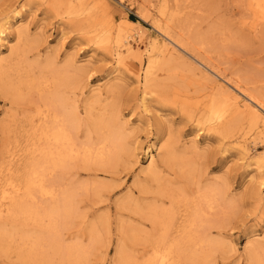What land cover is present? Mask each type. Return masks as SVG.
Here are the masks:
<instances>
[{
	"label": "rangeland",
	"instance_id": "rangeland-1",
	"mask_svg": "<svg viewBox=\"0 0 264 264\" xmlns=\"http://www.w3.org/2000/svg\"><path fill=\"white\" fill-rule=\"evenodd\" d=\"M83 1L0 0V25L5 23L3 27H8L9 36L8 44L0 46V67L7 70L6 46L18 45L20 52L21 48L29 47L27 64L39 60L38 64L42 65L53 58L59 66L69 62L73 67L84 68L85 73L72 92L81 117L85 116L86 105H91L93 115L115 106L128 143L137 156L136 162L125 159L118 173L106 175L92 170L87 174L80 171L81 175L75 176L77 183L102 184L106 192H101V198H93L91 193L78 197L77 218L64 228L57 225L62 245L75 243V247L86 249L88 254L83 264H119L115 255L118 239L129 255L127 264H146L156 253V261L163 260L161 264H188L185 232L189 227L188 222H180L187 202L192 208L191 202L197 201V194L210 186L221 188L223 184V197L220 193L212 209L201 205L202 213L206 212L205 208L212 213L209 216L206 212L203 217L210 222H196L198 225L191 226L190 234L195 238L203 234L220 242L217 251L211 252L212 264H252L245 252L250 242L261 240L264 245V187L256 186L264 178V112L248 98L253 96L252 99L264 104V16L253 0ZM17 29H23L19 42L12 38ZM26 40H30L28 45ZM163 46L173 48L172 53L162 52ZM117 48L121 60L114 63L112 53ZM147 61L152 66L151 81L143 94ZM202 67L210 76L198 71ZM38 72L32 69L29 74L36 78ZM10 74L14 81L19 74L24 78L21 72L10 71ZM22 91L20 98L13 99L4 90L0 78V230L11 233L18 230L17 234L12 233L14 236L11 234L12 238L4 237L6 250L0 251V264H39V258L45 257L48 249L46 218L38 225V219L32 221L29 212L25 216L14 206L25 194L23 185L28 171L42 159L32 148L35 146H31L34 140L29 125L32 116V127L37 124L36 115L42 109L35 110L40 106L39 92L28 88ZM99 93L100 97L96 98ZM228 94L239 104L249 102L258 110V117L241 105L235 108L228 101ZM169 139L174 144L175 156H181V163L186 166L181 173L176 166L159 163L160 174L170 181L167 188L185 193L180 191L184 197H177L172 205L173 222H160L153 228L154 225L139 218L133 205L119 208L116 202L130 194L140 205L158 198L155 186L144 173L146 149L153 150L156 145L155 153L159 155L162 144ZM40 168L41 176H34L36 184L31 188L34 191L22 196L21 202L26 199L25 204L42 213L47 205L46 164ZM189 168L193 170L187 178ZM12 187L18 189L15 194ZM4 195L11 197L9 202ZM163 202V207H167V201ZM6 206L9 212L14 210L13 206L17 208L15 213L11 210L14 215L10 212L11 216ZM217 210L222 219L218 218ZM200 224L206 230L200 229ZM90 225L97 230L98 240L91 249L86 235ZM119 226L124 229V237L118 234ZM41 227L44 232L39 233ZM20 235H26L27 240L20 242ZM32 241H39L42 248L41 257L34 258L36 263L17 255L20 252L26 255ZM153 245L158 251L155 254ZM50 263L60 264L57 258Z\"/></svg>",
	"mask_w": 264,
	"mask_h": 264
},
{
	"label": "bare ground",
	"instance_id": "bare-ground-1",
	"mask_svg": "<svg viewBox=\"0 0 264 264\" xmlns=\"http://www.w3.org/2000/svg\"><path fill=\"white\" fill-rule=\"evenodd\" d=\"M85 1H87V0H85ZM85 1H83V2H85ZM253 2L258 7L259 12L264 16V0H253ZM255 5H253V6H255ZM262 19H264V18H262ZM4 24L0 25V46H5L6 44H8L9 36H8V33H6V30L8 29V27H6V28L3 27ZM22 30L17 29L15 31L14 35L12 36V38L14 40H16L17 42L21 41V38L23 37V31ZM29 41L30 40H26V42L24 41L26 43L25 45H28L30 43ZM17 46L16 47H10L9 45L6 46V49L9 50V58H8V60L4 61L7 65V68H6L7 70L2 69L3 68L2 65L0 67V78L3 79V88L8 93V96H11L15 100L20 98L23 95L22 94L23 93L22 88H24V89L28 88V90L35 89L39 92L38 101L40 103L39 104L40 106H37V108L35 107L36 108L35 110L38 111L40 109V107H42V109L39 110L40 111L39 114L36 115L37 116V119H36L37 124L35 126L32 127V123L34 122V119H32V117H33L32 115H31L32 117L29 119L30 130H31V134L33 135L32 141L34 140L33 143H31V146H35V148L34 147H32V148L36 150L37 157H41L42 159H41L40 163H37V162L34 164L32 163L33 165L31 167L30 171H28V174L26 175V178L24 180L23 190L25 191L24 192L25 194L22 196H28L31 188L34 186V183H35L34 176L37 175V178H38V174L40 175V173L43 171V170L42 171L40 170L41 171L40 172L38 169L40 168V166L43 167V164H46V204L47 205H46V211L44 210L45 212L42 211V213L41 212L39 213L36 210V208L35 209L33 207L31 208L27 204L24 203V201L26 199L21 202V200L23 198L21 196L20 202L19 203L14 202V206L16 205V207H18V210L20 212H23L25 216L27 215V213H25V212H29V214L33 217L32 221L38 219L37 220V221H39L37 223L38 225L40 224V221H42L43 218H46L45 221L48 222L45 226V228H47L46 232L48 234V235L46 234L47 235L46 236V242H48V249L46 250V254H45L46 256L45 257L42 256V258H39L40 261H38V262L34 261V258H36L38 256L41 257V255H40L41 251L39 252L41 247H39V244H38V242L41 239L40 240L38 239L39 241H32L31 247L26 252V255L21 254L20 251H19L20 253L17 255L22 260H31V262H35V263L37 262L39 264H51L50 261H51V259H54V258H57L59 260L60 264H83L86 260V255L88 254L86 249L85 250L82 249V246H80V245L75 247L74 246L75 243L73 244V246H71V245L70 246H63L61 243L62 242L61 241V235L58 231L57 225L59 224L58 226H60V227L62 226L64 228V226L69 225L72 220H75V218H77L78 204L80 202V200H78V197L80 195L86 196V195H88V193H91V196L94 195L93 198L95 196L97 198H99V197L101 198V192L105 191L106 189L104 190L105 186L102 184L89 185L90 183L89 184L77 183L75 176L79 177L81 175L80 174L81 172H83L84 174L85 173L87 174L88 172H90L92 170L93 171H101L103 173H106V175L118 173L117 172L118 167L121 166V164H123L124 161H126L125 159H127V160L130 159L131 161L134 160L133 162H136L137 156L135 155L136 153H134L133 147H130V144L128 143V139H127V135H126L127 133L124 132L125 128H123V123L119 121L120 120V118L118 116V115H120V114H118L119 110H117V108L115 109V106L114 107L110 106L109 108L106 107L107 108V109H105L106 111L104 110V111L100 112L99 114L97 113V114L93 115L91 105H86V107L83 109L85 116H84V118H83V116L81 117V114H80L81 112H79V107L77 105L75 98H73L72 92H73V89L75 90V88L78 85V82L80 81L79 77L81 75L83 76V73H85L84 68L73 67L72 64H70L69 62L67 64L59 66L55 62V59H53V58L46 60V63H44L45 62L44 61L43 62L44 64H42V65H40L41 63L38 64L39 60L36 61L35 63H32V64L28 63L27 64L26 59H28V58H26L27 57L26 54L29 52L28 51L29 47L21 48L20 50L22 52H20L18 50L19 47L17 48ZM169 46H170V44H169ZM169 46H167V47H169ZM163 49H164V46H163ZM172 51H173V48L172 49H169V48L166 49L165 48L164 50H162V52H165L166 54H168V53L171 54ZM162 52H160V54ZM174 52H176V51L174 50ZM120 57H121L120 56V50L117 48L112 53V59L114 60V63H115V61H117L116 63H119V61L121 60ZM139 67H141V63L139 64ZM151 67H152L151 62L147 61V63L145 64V68H144L143 83H142L143 94H145L146 84L151 81L149 78ZM203 68L204 67H202V69L199 68L200 70L198 69V71L204 75L210 76L208 71L206 69H203ZM32 69H37V71H39L36 78L33 75L29 74L32 72ZM10 71H14L16 73L21 72L22 75L24 74V78H22L21 75L19 74V76L16 77V79L14 81L11 78ZM29 75L33 76L34 78L30 77ZM25 91H27V90H25ZM29 92L31 93V91H29ZM220 93L223 94L224 92L221 91ZM228 96H229V94H228ZM97 97H100V93L97 94L96 98ZM252 97H250V99L248 98V100L250 102L254 103L255 106L257 105L258 108L262 109L264 112V104L260 103L258 99H257L258 101L255 100L256 98L252 99ZM223 98H225V97H223ZM22 99H24V98H22ZM228 101L232 102V104L235 106V108H238L239 105H241L242 108L245 109L246 111H249L250 113L253 112L252 114L254 117H258V114H259L258 110L255 109L253 106H251L249 104V102L247 104L246 103L245 104L244 103L239 104L238 101H235V98H233L232 96H229ZM214 111H215V109H214ZM36 121H35V123H36ZM29 133H28V135H29ZM80 134L82 135L81 137H80ZM169 140L171 141V139H169ZM169 140L166 141V143L162 144V146H161L162 151L159 155H157L155 153V151L158 150V149H156V147H157L156 145L153 147V150H150L149 148L146 149L147 160H146V164H145L144 173L146 174L145 176H147L148 182L155 186V195H157L158 198L156 197L155 200L150 202V203L140 205V204H137L133 200V198L131 197V194H130L128 196V198L118 199L116 202L117 203L116 205L119 208L126 206V204L127 205L128 204L133 205L135 207V209L137 210L138 214H140L139 218H141V220L144 222L151 223L152 226L154 225L153 228L157 227V225H159L160 222H173L174 216L172 214L173 213L172 212V205L174 204L177 197L182 198V196H183L182 193H179L181 191V189L179 192H175L174 190H172L174 188H172V189L167 188V187H169L167 185L170 183V181L166 180V178L164 179V177H162L163 175L160 174L162 169L159 168V163H161L165 166H170V165L174 166V167L176 166V168H178V170L181 171V173H182V171L184 172V170H182V168L186 166L185 163H183V164L181 163V161L183 159L181 156L180 157L175 156L176 152H175V148L173 147L174 144L172 141L170 142ZM156 152H158V151H156ZM192 170L193 169H190V172H189V170H188V172L186 170V173H188L187 178H189L188 175L191 174ZM189 180H191V179H189ZM171 185H172V183H171ZM215 185L217 186L219 184H215ZM221 185L223 187V184H221ZM39 186L40 185H38L37 187H39ZM184 186H185V184H184ZM256 186L258 188L264 187V178H261L257 182ZM175 187H177V186H175ZM222 187L217 188V187H211L210 186V188H205L206 190L204 189L202 194H200V195L197 194V201L194 199V201L191 202L192 204L194 203L192 208L191 207L189 208V205L187 202L189 200V198H186L187 201L185 200L187 202V205L185 203L184 204L186 205V207L188 206L187 207L188 209L184 208L185 209V211H184L185 215L181 214L184 216V218H182L180 220V222H186V224L188 222L187 226L189 227V228H187V230L185 232L186 242H185L184 237H182L184 242L187 243L188 249H187V254L185 257L188 261V264H210L212 262L211 261L212 259L210 258L212 256L211 252L215 251V250L217 251V248H219V246H220V242H215L216 240L212 241V240L206 238V235L204 236L203 234H202L203 236L200 234L199 237L197 236L198 238H195V235L191 232L193 234V236H192L190 234L189 230L192 231V229H190L191 226L198 225L196 222H198V223L199 222H201V223L202 222H210V220H208V219L203 220L204 214L206 212L208 213V210H207L208 208H211V209L213 208L212 204L215 201H217L216 199L220 196V193L222 196V190H223ZM12 188L14 189V194H15V190H18V189L14 188V187H12ZM179 188H177V189H179ZM41 189H44V186ZM143 189H145V188H143ZM177 189H176V191H177ZM32 190H31V194H32ZM184 190H185V188H184ZM181 192L185 193V191H181ZM9 193L11 196L10 190H9ZM31 194H29V195H31ZM3 197H5V195ZM3 197L1 199H3ZM5 198H4V201H5ZM10 198L9 199L6 198L7 199L6 201L10 200ZM12 198H13V196H12ZM30 200H32V199H30ZM159 200L161 202L158 204ZM165 200L168 203L167 207H163V205H165L163 201H165ZM183 200H184V198H183ZM190 201H191V199H190ZM219 202H220V200H219ZM30 203H32V201ZM210 203H211L212 207H210ZM216 203H218V202H216ZM201 205H203L202 207H204V205H207L208 208H205V210H206L205 213H202V212H204V210L202 211L203 208L201 207ZM14 206H13L14 210L9 209L11 213H12V211H14L13 213H15V210H17V208ZM215 206L216 205H214V207ZM1 208H3V207L1 206ZM6 208H7V206H6ZM5 211H6V209H5ZM7 211H8V208H7ZM219 211H221V209ZM17 212L18 211H16V214H17ZM9 213H8V215H9ZM210 213H208L206 215H209V216L212 215V213L211 214ZM217 213H218V210H217ZM12 214H11V216H12ZM219 214H221V213H218V215ZM20 215H21V213H20ZM218 215L215 214L214 218H216V216H218ZM27 216H29V215H27ZM209 216H207L206 218H210ZM222 216L223 215H221V216L219 215L218 218L222 219L221 218ZM30 217H28V219H30ZM211 218H212V216H211ZM220 219H218V220H220ZM98 221H101V219H99ZM44 224H41V226L43 225V227H44ZM161 226H162V224H161ZM169 226L170 225H168V227ZM199 226L201 227L200 229H205V227H206V226L205 227L203 226L204 227L203 228L201 226V224ZM43 227H41L42 230H40L39 233H42L41 231H43ZM163 227H161V229ZM11 228H12V226H11ZM6 231L3 228H1V230H0V251L1 252L6 250L3 247V242L5 240L4 237L12 238V235H13L12 233H14V235H15V231L17 234L18 230H15L12 233L10 232L11 230L7 231V232ZM23 231L25 232V230H23ZM96 231L97 230L94 229V225H90V227L88 228L86 235H87L88 243L90 245L89 249L92 248L93 244L94 245L96 244L95 243L97 240ZM117 231H118V234L120 236L125 235L124 229L122 227L119 226V229ZM193 231L195 232L196 229ZM19 232H20V229H19ZM31 236H32V234H31ZM130 236L133 237L132 235H130ZM98 237H99V235H98ZM19 240H20V242L23 243L27 240V236L26 235L25 236L20 235ZM32 240H34V239H32ZM147 240L145 239V241H147ZM97 242H98V240H97ZM157 245H159V244H157ZM195 245L198 246L197 249L195 248L196 250L193 247ZM155 248H156V246H154V254L156 252H158ZM167 250H169V249H167ZM245 252H246V255L248 257V260L252 264H264V245L261 243V240L251 241L250 245L247 247ZM156 254L154 256H152L149 259V261H147V263L149 262V264H161L163 260L159 261V259H157L159 261V262H157L155 259ZM43 255H44V253H43ZM115 255L118 259L119 264H127V259L129 257V255L124 251V246H123V242H121V239L117 240V249H116ZM162 258H163V256H162ZM167 263L171 264L170 262H167Z\"/></svg>",
	"mask_w": 264,
	"mask_h": 264
}]
</instances>
